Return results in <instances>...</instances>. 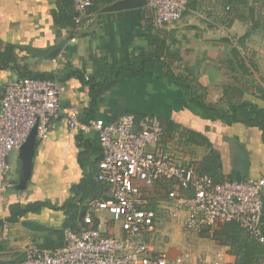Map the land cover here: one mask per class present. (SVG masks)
I'll return each instance as SVG.
<instances>
[{
  "label": "crops",
  "instance_id": "1",
  "mask_svg": "<svg viewBox=\"0 0 264 264\" xmlns=\"http://www.w3.org/2000/svg\"><path fill=\"white\" fill-rule=\"evenodd\" d=\"M117 1L101 0L97 7L90 8L84 17V28L77 31L72 19L73 0H0V84L29 74L56 73L65 88L63 118L76 112L86 123H112L132 114L139 126L146 115H156L162 122L171 120L177 124L179 132L190 130L200 136L186 142L179 133L165 135L161 146L179 164L193 165L197 172L202 170V160L211 151L202 145L204 137L220 156L222 177L264 179V132L259 127L203 119L186 105L183 91L155 70L143 71L139 76L119 72L130 67L141 53L162 52L161 43L153 41L155 35L166 44L161 62L171 64L163 73L172 70L185 78L192 71L194 81L197 79L193 91L203 95L204 89L210 103H218L229 87L235 89L237 99L264 109V0H244L243 5L234 7L227 0H190L180 22L160 29L153 28L152 10L147 4L106 10ZM227 6L232 8L227 10ZM169 53L176 54V59ZM97 83L110 88L102 93L93 110L91 86ZM227 106L222 102L223 111L228 110ZM228 138L237 140L248 151V177L236 170L239 166ZM102 155L97 132L72 130L64 120L53 124L46 141L37 138L25 188L17 187L20 163L18 182L12 185L7 176L12 187L0 197V240L9 248L0 253V264L25 258V248L31 242L42 248L40 244L46 240L56 239L55 232L69 219L76 225L73 230L79 229L89 204L103 198L107 191L106 184L97 177ZM84 180L92 182V187L78 195L74 189ZM74 199L72 209H60ZM36 202L48 207L14 217L16 204ZM99 217L102 231L110 233V215L104 212ZM28 220L54 230L32 232L23 226ZM103 223L107 230H103ZM234 262L235 258L228 255L225 264Z\"/></svg>",
  "mask_w": 264,
  "mask_h": 264
},
{
  "label": "built area",
  "instance_id": "2",
  "mask_svg": "<svg viewBox=\"0 0 264 264\" xmlns=\"http://www.w3.org/2000/svg\"><path fill=\"white\" fill-rule=\"evenodd\" d=\"M189 3L147 0L153 28L182 20ZM93 5L94 0H73L77 31L84 28L85 14ZM64 91L57 76L0 84V197L12 187L7 181L12 152L21 149L35 127L37 138L46 141L59 120L72 130L98 133L103 155L97 177L107 191L89 204L78 230L64 231L63 247L48 250L31 242L18 264H225L224 250L209 258L190 251L174 254L156 249L149 238L157 233L161 215L180 221L187 231H206L211 237L221 226L235 223L264 244L263 178L215 179L197 173L193 165L179 164L161 146L165 131L156 115H146L139 130L132 114L112 123H86L76 112L63 118ZM104 212L111 218L110 233L102 231L99 214Z\"/></svg>",
  "mask_w": 264,
  "mask_h": 264
},
{
  "label": "trees",
  "instance_id": "3",
  "mask_svg": "<svg viewBox=\"0 0 264 264\" xmlns=\"http://www.w3.org/2000/svg\"><path fill=\"white\" fill-rule=\"evenodd\" d=\"M114 1V0H113ZM229 4H232V7L235 5H243L244 0H227ZM101 0H95L94 7L99 5ZM190 4V3H189ZM231 7V6H230ZM231 7V8H232ZM230 8V9H231ZM73 19V18H72ZM154 43H161L162 52L158 50V52H144L139 54L136 61L128 68L124 70H119L121 74L124 71H130V75L139 76L143 71H147L149 69L155 70L160 74V76L167 78L179 87L184 94V99L186 105L197 115L202 117L205 120L216 121L221 120L222 122L228 124L234 123H243L249 127H259L264 132V109H260L256 104L237 99L235 95V89H231L226 87L224 97L218 103H210L207 101L206 96L207 93L203 89V95L195 94L193 83L194 81V73L192 71H188V77L183 78L182 75H176L172 70L169 72L163 73V69L167 66L171 67L170 63H166L164 60L161 62V57L163 56L166 48V44L159 37L153 36ZM168 51V50H167ZM237 50H234L236 53ZM174 59H176V54L169 53ZM244 68V66H243ZM58 77L55 73L47 76L34 75L29 74L24 76L23 78H33V79H47ZM59 78V77H58ZM100 86V87H98ZM110 88V86L103 84H94L91 86V94H92V109L97 103V100L102 95V93ZM261 98L264 99V91L261 93ZM227 103L228 110L223 111L221 108L222 102ZM94 110V109H93ZM162 122V120H161ZM164 127L165 135L168 133L170 135H176L179 133V138L185 139L186 142H194L198 137L195 132L190 130H183L181 132L178 131V125L169 120L168 122H162ZM188 132V133H187ZM165 137V136H164ZM199 139V138H198ZM202 145L208 146L211 151L203 158L202 160V170H198L199 174H210L215 179L224 178L220 175V161L219 154L212 150L211 144L208 139L203 137ZM232 179V178H230ZM233 180H243V179H233ZM92 187V182L89 180H84L81 184L75 187L74 190L77 191L78 195L80 192H86L90 190ZM87 196V195H86ZM83 200V198H82ZM76 199L70 200L66 206L60 207V209L70 210L73 205H75ZM48 207V204L43 202H36L32 204H28L26 206H21L20 204H16L14 206L15 210V218L17 215H25L29 212H39L43 208ZM67 228L75 229L76 225L69 219L68 222L63 225L60 230L55 232L56 239H48L45 243L40 246L42 248H46L49 250H55L57 248H61L64 246V231ZM209 238L215 239L221 243V246L226 247L228 249L229 255L235 258V262L233 264H264V244L259 243L255 238L251 237L244 229H242L239 225L235 223L225 224L220 227V229L216 230L214 236L211 237L206 231L200 233ZM1 237V234H0ZM9 248L6 242L0 240V253L8 251ZM24 257L18 258L8 264H18L20 263Z\"/></svg>",
  "mask_w": 264,
  "mask_h": 264
},
{
  "label": "rangeland",
  "instance_id": "4",
  "mask_svg": "<svg viewBox=\"0 0 264 264\" xmlns=\"http://www.w3.org/2000/svg\"><path fill=\"white\" fill-rule=\"evenodd\" d=\"M9 162L11 169L8 175V181L13 185V183L16 184L19 180L18 169L21 161L19 159L18 151L15 150L12 152ZM180 224V221L170 219L166 215H161V220H159L156 226L157 233L155 234L154 239L150 240V243L156 246V248L161 247L163 249L179 252L190 251L203 254L209 258H214L217 251L225 250L219 241L197 232L187 231ZM103 230H107L106 224L104 223ZM228 255L229 253L227 249L226 258Z\"/></svg>",
  "mask_w": 264,
  "mask_h": 264
},
{
  "label": "water",
  "instance_id": "5",
  "mask_svg": "<svg viewBox=\"0 0 264 264\" xmlns=\"http://www.w3.org/2000/svg\"><path fill=\"white\" fill-rule=\"evenodd\" d=\"M147 4V0H119L115 2L113 5L106 8L107 11H118L122 9H133L144 6ZM181 21V20H180ZM179 21V22H180ZM178 23V22H177ZM58 51H53V56H57ZM228 142L231 145L233 150V157L237 160V165L239 169H236L245 177H248V173L250 170V155L248 151L235 139L228 138ZM37 143V128L35 127L30 134L29 138L25 142V144L19 150V159L21 161V173L20 180L18 184V189H24L28 180L30 179V175L33 167V159L35 154V146ZM261 223L264 227V197H263V214ZM23 226L32 231V232H44V231H52L54 229L33 220H28L23 223Z\"/></svg>",
  "mask_w": 264,
  "mask_h": 264
}]
</instances>
